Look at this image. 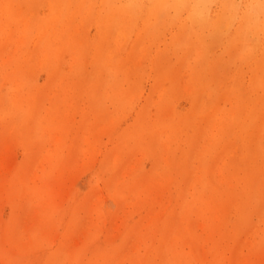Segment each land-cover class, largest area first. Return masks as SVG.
<instances>
[{"label": "rangeland", "instance_id": "374dc122", "mask_svg": "<svg viewBox=\"0 0 264 264\" xmlns=\"http://www.w3.org/2000/svg\"><path fill=\"white\" fill-rule=\"evenodd\" d=\"M140 1L0 0V264H264V0Z\"/></svg>", "mask_w": 264, "mask_h": 264}, {"label": "bare ground", "instance_id": "6f19581e", "mask_svg": "<svg viewBox=\"0 0 264 264\" xmlns=\"http://www.w3.org/2000/svg\"><path fill=\"white\" fill-rule=\"evenodd\" d=\"M57 1H58V0H57ZM61 1H62V0H61ZM141 1H142V0H141ZM141 1H140V2H141ZM145 1H146V0H145ZM48 2H49V1H48ZM50 2H51V1H50ZM130 2H131V1H130ZM135 2H136V1H135ZM135 2H134V3H135ZM53 3H54V2H53ZM53 3H50V4H53ZM56 3H57V2H56ZM118 3H119V2H118ZM143 3H144V2H143ZM61 4H63V3H61ZM61 4H60V5H61ZM124 4H125V3H124ZM135 4H136V3H135ZM144 4H145V3H144ZM46 5H47V4H46ZM55 5H56V4H55ZM127 5H129V4H127ZM150 5H151V4H150ZM56 6H57V5H56ZM44 7H45V6H44ZM60 7H61V6H60ZM98 7H99V6H98ZM113 7H114V6H113ZM118 7H121V6H118ZM141 7L143 8V6H141ZM63 8H64V7H63ZM56 9H57V7H56ZM56 9H55V10H56ZM61 9H62V8H61ZM96 9H97V8H96ZM124 9H125V8H124ZM128 9H129V8H128ZM52 11H53V10H52ZM58 12H59V11H58ZM104 12H105V11H104ZM104 12H102V13L105 14L106 12H105V13H104ZM110 12H111V11H110ZM111 13H112V12H111ZM69 14H70V13H69ZM186 14H187V13H186ZM192 14H193V13H192ZM146 15H147V13H146ZM195 15H196V14H195ZM107 16H108V15H107ZM144 17H146V16H144ZM45 22H46V21H45ZM46 25H47V24H46ZM53 25H54V24H53ZM192 25H193V24H192ZM193 26H194V25H193ZM47 27H48V26H47ZM64 28H65V27H64ZM56 29H57V27H56ZM27 30H28V29H27ZM57 30H58V31H57ZM57 30H56V31L59 32V29H57ZM77 31H78V30H77ZM50 32H51V31H50ZM78 33H79V32H78ZM59 34H60V33H59ZM260 34H261V33H260ZM36 35H37V34H36ZM38 36H39V35H38ZM178 36H179V35H178ZM35 37H36V36H35ZM57 37L59 38L60 36H57ZM257 37H258V35H257ZM53 39H54V38H53ZM53 39H52V40H53ZM60 40H62V39H60ZM88 40H89V39H88ZM52 43H53V41H52ZM49 46H50V45H49ZM52 46H53V45H52ZM52 46H51V47H52ZM64 46H66V45H64ZM118 46H119V45H118ZM43 47H44V46H43ZM46 47H47V46H46ZM54 47H55V46H54ZM59 47H60V46H59ZM120 47H121V46H120ZM62 48H63V47H62ZM113 48H115V47H113ZM118 48H119V47H118ZM239 48L241 49V47H239ZM45 49H46V48H45ZM47 49H48V48H47ZM49 49H50V48H49ZM93 50H94V48H93ZM48 51H50V50H48ZM61 51H62V50H61ZM230 51H231V50H230ZM246 51H247V50H246ZM244 52H245V51H244ZM53 54H54V53H53ZM93 54H94V53H93ZM181 54H182V53H181ZM225 55H226V54H225ZM190 57H191V56H190ZM223 57H224V56H223ZM230 57H231V56H230ZM55 59H56V58H55ZM189 59H191V58H189ZM214 59H216V58H214ZM48 60H49V54H48V53H45V55H44V61H48ZM210 60H211V59H210ZM54 61H55V60H54ZM57 61H58V60H57ZM219 61L222 62V60H220V59H219ZM55 62H56V61H55ZM188 62H190V61H188ZM212 62H216V60H215V61L212 60ZM220 62H219V63H220ZM20 63H21V62H20ZM57 63H58V62H57ZM52 64H53V63H52ZM70 64H71V63H70ZM73 64H74V63H73ZM79 64H80V63H79ZM202 64H203V63H202ZM49 66H50V65H49ZM198 66H199V64H198ZM56 67H57V66H56ZM68 68H69V67H68ZM200 68H201V67H199V69H200ZM64 69H65V68H64ZM54 70H55V69H54ZM197 70H198V68H197ZM50 71H51V70H50ZM196 72H197V71H196ZM196 72L194 71L193 74L195 75ZM158 74H159V73H158ZM160 74H161V73H160ZM186 74H187V73H186ZM204 74H205V73H204ZM223 76H224V75H223ZM223 76H221V78H223ZM245 77H246V76H245ZM186 78H188V77H186ZM217 80H218V79H217ZM61 81H62V80H61ZM218 82H219V80H218ZM157 83H158V82H157ZM116 85H117V84H116ZM211 87H212V86H211ZM211 87H210V88H211ZM118 89H119V88H118ZM199 95H200V94H199ZM206 95H207V94H205V96H206ZM195 97L197 98V95H196ZM195 97H194V100L196 101V98H195ZM216 97H217V95H216ZM208 98H209V97H207L206 99L208 100ZM203 99H204V97H203ZM209 100H210V99H209ZM153 110H155V108H154ZM210 112H211V111H210ZM211 113H212V112H211ZM235 113H236V112H235ZM153 115H154V114H153ZM253 115H254V114H253ZM224 116H225V114H224ZM198 118H199V117H198ZM238 121H239V119H238ZM258 122H259V121H258ZM236 124H237V123H236ZM100 125H102V124H100ZM188 129H190V128H188ZM216 132H217V131H216ZM188 133H189V132H188ZM261 136H262V135H261ZM104 139H105V138H104ZM261 139H262V138H261ZM259 143H260V142H259ZM134 144H135V143H134ZM46 145H47V144H46ZM48 145H49V143H48ZM48 145H47V146H48ZM50 145H51V144H50ZM135 145H136V144H135ZM135 145H134V146H135ZM51 146H52V145H51ZM260 146H261V145H260ZM49 147H50V146H49ZM46 148H47V147H46ZM51 148H53V146H52ZM261 148H262V147H261ZM263 148H264V146H263ZM107 154H108V153H107ZM143 154H144V153H143ZM51 170H52V169H51ZM52 171H53V170H52ZM226 172H227V171H226ZM258 186H259V185H258ZM227 187H228V186H227ZM235 200H236V198H235ZM210 210H211V209H210ZM258 210H259V209H258ZM24 255H25V254H24Z\"/></svg>", "mask_w": 264, "mask_h": 264}]
</instances>
